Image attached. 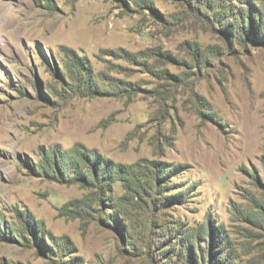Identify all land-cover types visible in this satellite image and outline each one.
Instances as JSON below:
<instances>
[{
  "label": "rangeland",
  "instance_id": "1",
  "mask_svg": "<svg viewBox=\"0 0 264 264\" xmlns=\"http://www.w3.org/2000/svg\"><path fill=\"white\" fill-rule=\"evenodd\" d=\"M0 264H264V0H0Z\"/></svg>",
  "mask_w": 264,
  "mask_h": 264
}]
</instances>
